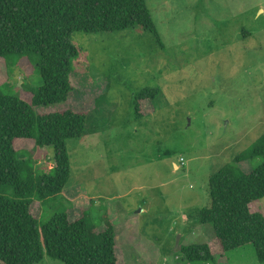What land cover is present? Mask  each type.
Returning <instances> with one entry per match:
<instances>
[{
	"label": "rangeland",
	"instance_id": "1",
	"mask_svg": "<svg viewBox=\"0 0 264 264\" xmlns=\"http://www.w3.org/2000/svg\"><path fill=\"white\" fill-rule=\"evenodd\" d=\"M145 1L159 41L142 27L73 32L69 99L33 106L35 115L86 112L83 136L67 141L64 191L32 207L38 226L79 204L101 228L102 216L116 218L121 264H264L251 244L200 263L179 248L212 241L198 216L210 203L209 176L264 133V0ZM37 62L0 58L1 92L30 99L42 84ZM145 87L160 92L136 118ZM19 142L36 174H53L52 147ZM255 207L264 213V197ZM34 264L64 263L44 254Z\"/></svg>",
	"mask_w": 264,
	"mask_h": 264
},
{
	"label": "trees",
	"instance_id": "2",
	"mask_svg": "<svg viewBox=\"0 0 264 264\" xmlns=\"http://www.w3.org/2000/svg\"><path fill=\"white\" fill-rule=\"evenodd\" d=\"M135 27L150 31L159 41L145 0H0V58L37 56L42 79L28 100L2 93L0 83V264H34L44 254L64 264H121L116 218L102 216L101 228L77 204L38 226L32 207L36 199L47 202L64 191L70 175L67 141L83 136L86 112L65 109L35 115L33 106L69 99L72 59L78 55L70 41L73 32ZM159 92L145 87L135 94L136 118L144 115L142 102L152 106ZM17 142L22 148L31 142L35 147H52L53 174H36L30 159L19 155ZM257 157L263 160L254 165ZM242 162L249 165L248 171ZM208 191L210 203L198 216L212 225L214 237L202 244L180 245L185 260L214 261L215 253L251 244L258 261L264 262V213L255 207L264 197V133L232 164L209 176Z\"/></svg>",
	"mask_w": 264,
	"mask_h": 264
},
{
	"label": "built area",
	"instance_id": "3",
	"mask_svg": "<svg viewBox=\"0 0 264 264\" xmlns=\"http://www.w3.org/2000/svg\"><path fill=\"white\" fill-rule=\"evenodd\" d=\"M179 161H180V163H183V158H182V157H180V160H179Z\"/></svg>",
	"mask_w": 264,
	"mask_h": 264
},
{
	"label": "crops",
	"instance_id": "4",
	"mask_svg": "<svg viewBox=\"0 0 264 264\" xmlns=\"http://www.w3.org/2000/svg\"><path fill=\"white\" fill-rule=\"evenodd\" d=\"M174 165H175L176 168H178V165L176 163Z\"/></svg>",
	"mask_w": 264,
	"mask_h": 264
}]
</instances>
